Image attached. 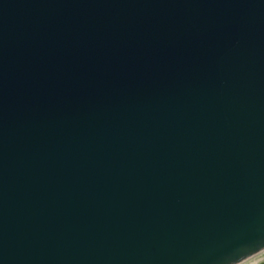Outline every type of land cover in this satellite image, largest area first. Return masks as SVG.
I'll return each instance as SVG.
<instances>
[{
    "label": "water",
    "instance_id": "95a60500",
    "mask_svg": "<svg viewBox=\"0 0 264 264\" xmlns=\"http://www.w3.org/2000/svg\"><path fill=\"white\" fill-rule=\"evenodd\" d=\"M262 248L264 0H0V264Z\"/></svg>",
    "mask_w": 264,
    "mask_h": 264
},
{
    "label": "bare ground",
    "instance_id": "6f19581e",
    "mask_svg": "<svg viewBox=\"0 0 264 264\" xmlns=\"http://www.w3.org/2000/svg\"><path fill=\"white\" fill-rule=\"evenodd\" d=\"M261 250H264V248H262ZM261 250L258 251L257 253H252V254L248 255L247 257L241 259L240 261H238L234 264H257L261 260L263 261L264 251H261Z\"/></svg>",
    "mask_w": 264,
    "mask_h": 264
},
{
    "label": "rangeland",
    "instance_id": "374dc122",
    "mask_svg": "<svg viewBox=\"0 0 264 264\" xmlns=\"http://www.w3.org/2000/svg\"><path fill=\"white\" fill-rule=\"evenodd\" d=\"M261 251H264V250H261ZM263 261H264V259H263ZM260 262H262V260H261ZM260 262H259V263H260ZM259 263H257V264H259Z\"/></svg>",
    "mask_w": 264,
    "mask_h": 264
},
{
    "label": "trees",
    "instance_id": "16d2710c",
    "mask_svg": "<svg viewBox=\"0 0 264 264\" xmlns=\"http://www.w3.org/2000/svg\"><path fill=\"white\" fill-rule=\"evenodd\" d=\"M259 264H264V261L260 262Z\"/></svg>",
    "mask_w": 264,
    "mask_h": 264
}]
</instances>
